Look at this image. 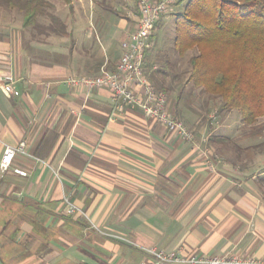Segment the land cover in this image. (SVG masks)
I'll return each mask as SVG.
<instances>
[{"label":"crops","instance_id":"0c3cea01","mask_svg":"<svg viewBox=\"0 0 264 264\" xmlns=\"http://www.w3.org/2000/svg\"><path fill=\"white\" fill-rule=\"evenodd\" d=\"M187 1L157 24L145 71L200 143L137 109L112 115L108 88L66 83L115 69L139 21L136 0H45L28 27L23 1L0 0V72L20 93L0 85L3 264H141L147 247L264 259L263 134L236 110L206 121L209 102L184 57L157 42ZM21 143L3 169L5 149ZM64 197L79 211L69 214Z\"/></svg>","mask_w":264,"mask_h":264},{"label":"trees","instance_id":"16d2710c","mask_svg":"<svg viewBox=\"0 0 264 264\" xmlns=\"http://www.w3.org/2000/svg\"><path fill=\"white\" fill-rule=\"evenodd\" d=\"M7 1H23L25 27L45 5V0ZM175 33V52L180 57L194 52L188 81L209 98H219L220 111H239L246 127L262 133L264 0H188L176 14Z\"/></svg>","mask_w":264,"mask_h":264},{"label":"built area","instance_id":"2783aa9c","mask_svg":"<svg viewBox=\"0 0 264 264\" xmlns=\"http://www.w3.org/2000/svg\"><path fill=\"white\" fill-rule=\"evenodd\" d=\"M179 0H136L139 21L133 33L122 43V54L113 71L103 70L97 76H75L66 80L72 88L84 89L91 93L100 88H108L112 94V115L125 109H137L146 116L164 124L176 132L182 140L193 142L194 133L183 121L170 112V102L164 91L156 89L145 71V57L153 45L156 25ZM11 75L0 72V85L8 96H19L13 86ZM24 143L18 148L5 149L1 166L7 169L17 152L23 151ZM21 173V171H20ZM67 212L73 214L79 208L64 197ZM147 260L141 264H264V259L243 255H214L186 257L180 251L165 252L156 247L142 248Z\"/></svg>","mask_w":264,"mask_h":264},{"label":"rangeland","instance_id":"374dc122","mask_svg":"<svg viewBox=\"0 0 264 264\" xmlns=\"http://www.w3.org/2000/svg\"><path fill=\"white\" fill-rule=\"evenodd\" d=\"M183 0H179L177 1V5L181 4ZM175 4V5H176ZM182 10V8H173L171 10V12L168 14L167 17H169V20H164L162 23V26L160 27L158 34H157V42H160L161 45L164 43L168 48L170 49H174V38H175V25H174V21L176 18V14L178 12H180ZM159 23V22H158ZM157 26V25H156ZM155 33V31H154ZM194 54V52H190L188 53L184 59H183V63L187 65V69L190 70V66H189V59L190 57ZM148 76V75H147ZM150 80V79H149ZM152 83V82H151ZM156 88V87H155ZM157 89V88H156ZM165 92V91H164ZM166 93V92H165ZM167 94V93H166ZM205 98H207L208 102H209V111L207 113V118L206 121H209L210 119V123H214L216 125V123L220 120L219 116L222 115V111H220V106H221V100L219 98H209L207 96V94H203ZM168 96V95H167ZM169 99V98H168ZM171 112V110H170ZM236 112L239 113V111L236 110ZM172 113V112H171ZM173 114V113H172ZM212 114V115H211ZM176 118L180 119L181 121L184 122L182 117L176 116L175 114H173ZM208 115L213 116L212 119L208 117ZM210 116V117H211ZM184 124L187 126V128L189 130H191L194 133V140L193 142H199L200 138H197V129L198 127H189L185 122ZM200 125V124H198ZM262 127V133L263 134V138L261 139L262 141H264V116L261 117L259 119V123H258V127ZM203 138V136L201 137ZM186 141V140H184ZM188 142V141H187ZM204 142V140L202 141ZM200 143V142H199ZM205 143V142H204Z\"/></svg>","mask_w":264,"mask_h":264},{"label":"water","instance_id":"95a60500","mask_svg":"<svg viewBox=\"0 0 264 264\" xmlns=\"http://www.w3.org/2000/svg\"><path fill=\"white\" fill-rule=\"evenodd\" d=\"M0 264H3L2 261H1V259H0Z\"/></svg>","mask_w":264,"mask_h":264}]
</instances>
